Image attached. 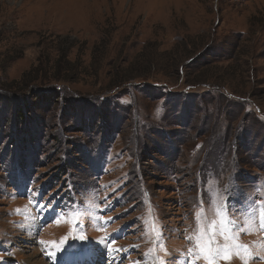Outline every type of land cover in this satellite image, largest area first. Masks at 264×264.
<instances>
[{"label":"rangeland","instance_id":"1","mask_svg":"<svg viewBox=\"0 0 264 264\" xmlns=\"http://www.w3.org/2000/svg\"><path fill=\"white\" fill-rule=\"evenodd\" d=\"M201 249L264 264V0H0V264Z\"/></svg>","mask_w":264,"mask_h":264},{"label":"snow or ice","instance_id":"2","mask_svg":"<svg viewBox=\"0 0 264 264\" xmlns=\"http://www.w3.org/2000/svg\"><path fill=\"white\" fill-rule=\"evenodd\" d=\"M201 252L205 253V259L207 260V264H216L215 259L212 258L217 254L215 250L208 249L206 251L205 249H201ZM222 258L225 260L230 259V255L228 253H225Z\"/></svg>","mask_w":264,"mask_h":264},{"label":"trees","instance_id":"3","mask_svg":"<svg viewBox=\"0 0 264 264\" xmlns=\"http://www.w3.org/2000/svg\"><path fill=\"white\" fill-rule=\"evenodd\" d=\"M74 71H75V68L72 66L61 65L60 67L58 66L55 67V69L53 70V75L62 73L64 76L63 78L68 79L70 72H74Z\"/></svg>","mask_w":264,"mask_h":264},{"label":"bare ground","instance_id":"4","mask_svg":"<svg viewBox=\"0 0 264 264\" xmlns=\"http://www.w3.org/2000/svg\"><path fill=\"white\" fill-rule=\"evenodd\" d=\"M87 250V249H86ZM90 250V249H89ZM84 251V252H82V253H79L78 255H71V254H69V256L68 257H74V256H76L78 259H82V258H84L85 256H88L89 254H90V251ZM83 251V250H82ZM91 255H93V254H91ZM90 257V256H89ZM66 261H67V258H66ZM35 264H41L40 263V261L38 260V261H35Z\"/></svg>","mask_w":264,"mask_h":264},{"label":"clouds","instance_id":"5","mask_svg":"<svg viewBox=\"0 0 264 264\" xmlns=\"http://www.w3.org/2000/svg\"><path fill=\"white\" fill-rule=\"evenodd\" d=\"M159 111V110H158Z\"/></svg>","mask_w":264,"mask_h":264}]
</instances>
